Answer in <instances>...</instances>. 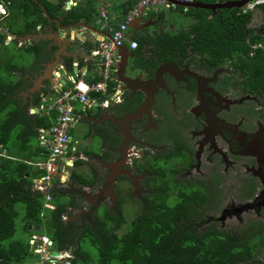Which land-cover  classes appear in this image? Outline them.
Wrapping results in <instances>:
<instances>
[{
  "label": "trees",
  "instance_id": "1",
  "mask_svg": "<svg viewBox=\"0 0 264 264\" xmlns=\"http://www.w3.org/2000/svg\"><path fill=\"white\" fill-rule=\"evenodd\" d=\"M194 1L213 3L228 0ZM124 4L127 5L122 13L134 1ZM43 5L50 17L59 16V5L46 1ZM8 8L9 16L4 23L12 34L22 35L36 25L45 26L48 23L42 9L31 0H10ZM255 8L264 18V2ZM174 9L192 18L187 29L159 33L142 29L135 32L139 45L133 50L132 61L145 63V55L150 62L178 61L191 55L189 60L207 61L211 68L228 62L242 74V88L260 99L264 98V34L247 30L252 10L243 7L217 8L215 11L187 7L184 10L179 5ZM65 12L60 14L63 23L79 20L92 23L98 18L94 0H85ZM122 13L116 18L121 19ZM164 14L163 10L151 11L150 18L155 20ZM116 18L111 22L115 24ZM3 44L4 35L0 33V48ZM46 44V40H41L21 46L25 52L35 55V61L30 66L19 65L10 57L5 60L0 52V264H16L32 257L34 253L28 240L33 234L50 237L58 250H70L74 255L71 264L87 260L88 252L81 247L84 238H88L97 249L98 264H242L251 261L263 245L264 230L252 240H242L237 232L199 226L198 191L188 184L174 189V180L161 183L156 176L146 178L154 192L149 194L147 203L142 205V210L124 231L121 226L126 219L119 202L115 208L107 210L105 207L101 214H96L101 207L97 206L90 215L92 222L81 226L63 218L71 217V209L80 206L76 200L80 195L74 197L70 193L72 191L60 189L56 193L51 189L49 203L53 207L44 205L45 194L33 187L32 180L44 173L36 163L47 157L38 142L39 128L50 127L54 114L30 113V108L40 103L41 95L39 92H22H27L31 85L26 74H33L29 72L32 69L39 73L43 68L39 61L53 58L51 50L54 46L47 50ZM63 62L70 68L72 58L64 57ZM87 80L92 81V78ZM67 83L71 85L70 81ZM41 90L44 95L47 94L49 84H44ZM261 104L264 105V101ZM110 153L105 150L101 156L111 159ZM82 162L80 158L74 161L69 180L76 185H91L95 171L89 177L78 171L76 167ZM150 164L155 166L156 161ZM137 169L142 170L140 165ZM17 219L22 222V229L27 234L25 240L14 238ZM28 225L31 227L28 228ZM35 225L40 227L36 229ZM251 264L264 262L255 257Z\"/></svg>",
  "mask_w": 264,
  "mask_h": 264
},
{
  "label": "flooded vegetation",
  "instance_id": "2",
  "mask_svg": "<svg viewBox=\"0 0 264 264\" xmlns=\"http://www.w3.org/2000/svg\"><path fill=\"white\" fill-rule=\"evenodd\" d=\"M31 1L36 3L42 12L45 9L44 1L59 5L62 14L74 7H65V0ZM9 3L10 0H0V5L5 7V14L0 16L2 34L4 28L9 31L4 23L5 18L9 16ZM31 5L33 6V3ZM254 8L253 6L252 9ZM150 14L151 12L142 20V24L150 21ZM52 18H57L58 22L53 19L45 26L36 25L22 35L9 31L8 43L15 41L17 46H22L25 43L37 42L33 39L24 41L22 37L28 33L40 32L52 35V32L58 31V24L61 26L70 23L62 22L60 11L59 16ZM155 24L156 22L149 26ZM149 26L143 29L149 33L161 32L155 28L149 29ZM247 30L255 33L250 27ZM41 40L47 41V50L54 46L51 50V57L54 58L62 42L57 39L38 41ZM67 49L68 53H77L76 58L79 59L78 53L82 52L81 49H75L72 43ZM145 56V63L136 64L132 61L133 58H129L125 67H122L121 80L118 79L122 94L120 102L109 104L107 107H95L94 111L88 110L81 115L80 124H84L83 128L89 129L90 132H99L103 140L107 136L111 159L105 160L123 159V168L130 171V175L126 173L116 176L113 186L115 198L121 194L116 188L118 179L121 178L129 181L130 193L136 190L146 194L145 203L149 194L154 192L146 179L148 176L158 177L161 183L174 180V189L188 184L198 191L196 204L199 206V226L239 234L242 232L239 229L216 227L217 222L214 219L218 220L216 211L226 208L229 200L246 202L247 207L242 209L253 207L255 210V207H264V105L255 102V95L242 88V74L235 70L231 63L224 62L211 68L207 61L189 60L191 55L181 57L178 61L167 59L152 62ZM64 57L66 56H61L60 61H63ZM53 58L39 63L44 68V64ZM43 68L39 73L32 69L34 76L30 81L41 75ZM46 82L44 84H47ZM234 89L239 95H233ZM81 151L79 145V152ZM152 161H156L155 166L150 164ZM199 162L202 164L199 175L193 173L190 178L181 177L183 172L193 170ZM138 165L142 170L137 169ZM99 171L104 179L101 180L98 175L91 185L82 184V190L77 189L78 185L75 184L74 187L73 183L67 181L69 186L66 190L71 187L68 190L72 191L70 193L75 191V195H81L83 200L92 205L91 212L106 198L109 199L110 207L116 206L109 197H103L108 186L105 181L109 169L101 167ZM137 175L141 177L136 181V186L131 176ZM94 187L99 188L91 197L88 194ZM82 208L80 205L69 209L72 213H77V210ZM68 218L74 221L72 216ZM261 261L264 262V259Z\"/></svg>",
  "mask_w": 264,
  "mask_h": 264
},
{
  "label": "built area",
  "instance_id": "3",
  "mask_svg": "<svg viewBox=\"0 0 264 264\" xmlns=\"http://www.w3.org/2000/svg\"><path fill=\"white\" fill-rule=\"evenodd\" d=\"M85 0H65V7L75 6ZM98 10L96 23L100 24L98 31L85 30L78 28L79 32L75 37L79 40L87 41L91 47L85 46L89 59L94 66L91 69L90 78L92 81L83 79L87 72L78 68L76 59L73 65L76 66V75L70 76V86L64 87L63 82L57 80V84L52 87L54 93L43 95L37 106L30 108L31 111L43 113L50 116L54 113V119L48 128L40 127L38 134L39 145L46 151L47 157L36 165L44 170V173L33 178V187L39 191L45 192L44 205L53 207L50 203V190L54 188L57 180L65 182L69 179L70 168L78 158L75 154V142L72 144L69 134L70 126L76 118V114L84 113L92 107H107L109 104H115L121 101L120 81L117 76L118 64L121 59L120 48L124 45L128 49L134 50L138 47V40L129 29L130 23L137 18L141 21L149 15L151 11H158V8L171 9L177 5L174 1L193 2L194 0H134V4L124 13L115 24L112 23V17L105 5V0H94ZM263 0H253L248 9L261 3ZM247 8V7H246ZM187 7H184L186 10ZM5 14V7L0 5V16ZM86 23V22H85ZM142 23V22H141ZM89 24V23H87ZM137 31V30H133ZM5 43H8L10 33L6 28L3 29ZM130 32L132 35L130 36ZM59 76V72H55ZM94 79V80H93ZM66 83V82H65ZM4 152V151H3ZM62 163V165H60ZM67 167L63 170V167ZM29 245L34 254L39 256V264H71L72 252L70 250H59L58 255H52L54 248L53 241L46 235L33 234L29 240ZM71 252V253H70Z\"/></svg>",
  "mask_w": 264,
  "mask_h": 264
},
{
  "label": "rangeland",
  "instance_id": "4",
  "mask_svg": "<svg viewBox=\"0 0 264 264\" xmlns=\"http://www.w3.org/2000/svg\"><path fill=\"white\" fill-rule=\"evenodd\" d=\"M107 2L108 1L105 2V5L107 4ZM110 2H113V0H111ZM252 2H253V0L249 1V3H247L243 7L248 8V6H250L252 4ZM82 3L83 2H80V4H82ZM106 6L109 7L108 5H106ZM175 10L176 9H174V8L163 9L165 14L162 17H157L154 20L156 22L155 26H153V27L149 26L148 28L149 29L155 28V30L162 31V32H165V31L172 32V31H177L180 29H187L189 24L192 22V18L187 17L183 14H180L178 11H175ZM252 10H253V14L251 17V21L249 23V27L251 29L255 30V32H259V33L264 34V18L262 17V14L257 8H254ZM60 14H61V12H60ZM115 20L119 21L120 18L118 17ZM148 20H150L149 22H151V18H149ZM152 21H153V19H152ZM18 26H20V24H18ZM93 26L96 28H99L100 24L97 23L96 25H93ZM150 31H152V30H150ZM78 32H79L78 27H75V33H78ZM68 34H69V32L67 31V34H65V36H67ZM85 40L86 39L79 40V39L75 38L72 42V46L75 49H80V46H83V47L88 46V42ZM4 44L5 45L2 46V48H0V52L2 53V56H4L5 60L10 57V59H12L13 62H15L19 65L23 64L25 66L26 65L30 66L31 64L34 63L35 55L33 53H30V52H25V50H23L21 48V46H17L15 44V41H12L9 43H4ZM128 59H129V57H128ZM36 67H38V63L36 65ZM32 71H29V72H32ZM33 76H34L33 74H28V76L26 74V77H28L29 80H30V77H33ZM233 92H235L233 95H239V94H236L237 93L236 89H234ZM262 101H264V99H260L259 97L255 96V102L262 103ZM89 111H94V107L89 109ZM76 127H78V130H82L84 127V124H82V123L76 124ZM76 127L71 129L70 134H72L74 136V138L76 137L78 139V141H79L78 145H80L81 149H83L85 146H89V148L93 152H97L99 150V148H102L101 144L103 143V139H100L99 137H97V135H92V134H90L92 141L90 142L89 145L88 144L85 145L87 140L82 138L81 132L78 133L76 131ZM106 138H107V136H105V139H104L105 143H107ZM89 164L94 165L91 160H88L84 163L83 166L80 167V170L88 172L89 171V167H88ZM203 164H204V161H203ZM60 165H62V163ZM203 168H204V166H203ZM66 169H67V167L64 166L63 170H66ZM201 171H202V164L199 162L193 170L188 171L186 173L183 172L181 174V177L190 178L193 173L194 174L198 173V175H199V172H201ZM67 181L64 182L63 184H56V186L53 190L56 193L60 192L61 191L60 189H64L63 191L67 192L71 188V187H69L66 190V187L69 186V183H67ZM118 181H119V184L116 185V188L118 189L119 193L121 192V194L117 195V197L114 199V204H116L117 202H119L121 204V207H122L123 213L125 215V219H126L125 223L121 226V228L124 231L130 225L129 223L133 219V217L142 210V205L145 204L144 198H145L146 194L144 192L143 193L142 192H140V193L136 192V190H133V192L130 193L129 192L130 191L129 181L125 180V178L118 179ZM73 185L75 187L74 183H73ZM78 187L79 188H77V189L82 190V186L78 185ZM97 188H99V187L91 188L90 193L88 195L91 197L94 196V191ZM73 194H74V197L77 195V194L75 195V191ZM50 196H51V194H50ZM76 200H77V202H79V204L81 206H83V208H82L83 210L82 209L77 210V212L78 211H81V212L79 213L78 216H76L74 221L76 220L75 222H78L80 226L82 225V223L84 225V223L92 222V219L90 216L92 213L91 212L92 205L91 204L89 205L85 200H83L79 196H78V198L76 197ZM99 205L101 207H99L96 210V214H101L102 212H100V211L105 209V207L107 208V210L110 209L108 198L100 201ZM245 207H247L246 202L241 203L240 201L229 200L226 208H223V209H220L219 211H216V214H217L216 217L218 216V220L214 219V221L217 222L216 223L217 225H215V226L218 228L221 227V228H225L228 230H234V229L241 230L242 232L239 233V237L242 240H252V239L258 237L260 234L259 235H257V234L260 231L264 230V207H258L260 209H257V207H255V210L252 209L253 207L242 209ZM234 209H235V211H234ZM75 212L76 211L73 212L72 216H75ZM207 219H208V216H207L206 220ZM20 222L21 221L19 219H17L18 225H17L16 232L14 234V238H16V239L20 238V239L25 240V238H27V234L22 229V225H21L22 222L21 223ZM245 235H248V237H246ZM262 240H263V245L258 249L257 254L255 256L257 259H260V260L264 259V235L262 237ZM81 245H82L81 246L82 249L88 252V256H87L86 261L79 260V261H77V263L78 264H98L97 263V249L89 243V239L84 238ZM72 256H73V254H72ZM255 257L253 258L254 260H255ZM38 259H39V256L37 254H34L32 257L27 258L24 261H22L20 263H16V264H39V262L37 261ZM253 259L251 261L244 262L242 264H251Z\"/></svg>",
  "mask_w": 264,
  "mask_h": 264
},
{
  "label": "water",
  "instance_id": "5",
  "mask_svg": "<svg viewBox=\"0 0 264 264\" xmlns=\"http://www.w3.org/2000/svg\"><path fill=\"white\" fill-rule=\"evenodd\" d=\"M50 1H55V0H50ZM249 1L251 0H231V1H223V2H213V3H205V2H200V1H193V2H185V1H174L173 3L179 6H183V7H194V8H203V9H209L211 11H215L217 8H227V9H231L234 7L237 8H242L244 5H246ZM112 8V5H111ZM44 9V8H43ZM158 11L163 10V8H158ZM157 12V11H156ZM44 16L47 17L48 19V23H50L53 19V21H56V23L58 22L57 18H52L49 16L48 12L44 9L43 12ZM150 18V17H149ZM141 18H137L133 23H130L129 25V29L130 31L133 33L134 29L135 30H142L143 28H146L149 25H154L155 21H151L145 24L141 23ZM93 25H95V22L92 21V23H85L83 21H75V22H71L65 25H57V32H52L53 34H46L45 32H40V34H32V33H28L25 34V36H19L22 37V39L24 41L26 40H31L33 39L34 41H38L39 39H57L58 42H62L61 45L58 47L54 58L45 63L44 64V68L43 71L41 73V75L39 76H35L33 79V84L27 89V92H22L23 94H32L34 92H39L41 93V87L43 85L44 81H48L51 82V87H53V79H54V72L57 71L60 73V77L61 80H63V77L65 75V72L63 70V61L61 60V56H66V57H70L72 58V61H75L76 55L77 53H68L69 51H67L69 48V46L71 45V43L73 42L75 37V27L78 28H84L85 30H90V31H94L97 30L98 28L94 27ZM69 30L70 32V36H65V33L67 34V31ZM130 32V36L132 35V33ZM80 39V38H79ZM81 49V48H80ZM120 53H121V59L120 62L118 64V69H117V76L118 79L121 80V70L122 67L124 68L126 65V61H128V57L130 59H132L133 57V50L128 49L127 45H124L120 48ZM82 50V49H81ZM79 55V59H89L90 56L87 55L86 53H84L83 51H79L78 53ZM102 108V107H101ZM116 122H118L117 120H115ZM125 147H127L125 145ZM99 160V159H98ZM125 161L123 159L118 160V161H112V162H107V161H103L100 159V166L106 169H109V174L107 175V180L106 182L108 183L107 188L105 189V193L103 195V197H109L111 199V202H114L115 199V195L113 193V186H114V180L116 178L117 175H124V174H128L130 175V171L126 170L123 168ZM141 177V175H137V176H131V178L134 180V182L136 183V181ZM137 186V183H136ZM138 190V187H137ZM97 198V197H96ZM79 213H75V216L72 217V219H75L76 216H78ZM31 225H28V228H30ZM36 229H38L40 226L39 225H35L34 226ZM51 254L52 255H58V251L55 249L51 250Z\"/></svg>",
  "mask_w": 264,
  "mask_h": 264
},
{
  "label": "crops",
  "instance_id": "6",
  "mask_svg": "<svg viewBox=\"0 0 264 264\" xmlns=\"http://www.w3.org/2000/svg\"><path fill=\"white\" fill-rule=\"evenodd\" d=\"M106 1H108L107 2V4L106 5H108L109 7H107L108 8V11H109V13H110V15H111V17L112 18H114V17H116V16H118L119 14L117 13V12H119L120 13V11L121 10H123V8L125 7V5H127V4H124L125 2H127V1H134V0H113V2H110L109 0H106ZM112 3V4H111ZM111 5H112V8H111ZM96 20V19H95ZM94 21V20H93ZM97 23L95 22V25H96ZM66 34V33H65ZM69 34H70V32H69ZM80 48L82 49V51L84 52V53H86L87 52V50H85V48L83 47V46H80ZM87 54V53H86ZM74 62V61H73ZM73 62H72V65H71V67L70 68H68L66 65H64V62H63V70H64V72H65V75H64V77H63V80H64V82L61 80V79H59V77H57V78H54L53 80V85H55V84H57V80H60L61 82H63V86L64 87H67L68 86V83H67V79H69V77L70 76H75L76 75V66H74L73 65ZM84 67H87V72H86V74H84V76L82 77L83 79H86L87 80V78L89 79V77L90 76H92L91 75V69L94 67L93 65H92V62L91 61H78V68L80 69H84ZM57 79V80H56ZM66 82V83H65ZM49 88L51 89L52 87H51V84H49ZM49 93H51V94H53L54 93V89L52 90H50L49 92H48V94ZM49 95H47L46 97H48ZM42 97V96H41ZM116 104V103H115ZM97 107H100V106H97ZM95 108V107H94ZM91 109V108H90ZM89 110V109H88ZM87 110V111H88ZM35 113H38V112H35ZM52 114H54V113H52ZM55 115V114H54ZM82 113H79V114H76V118H78V119H76L75 118V121H74V123H72V125L70 126V129H69V134L71 133L70 131H71V129H73L74 127H76V124H79L80 123V121L82 120ZM76 131L78 132V133H80L81 132V136H82V138H84V139H86L87 140V142L85 143V145L86 144H90V142L92 141L91 140V136H90V134H92V135H97V137H99L100 139L102 138V136L100 135V133L99 132H90V130L89 129H85V128H83L82 130H78V127H76ZM70 136H71V140H72V144H73V142L74 141H76L75 142V146H76V149H75V154L76 155H78V158H80L81 160H83L84 162H82L81 164H79V166L78 167H76V169L78 170V171H80V172H82V173H85V174H87L88 175V177L91 175V173H92V171H95V177L96 176H100V179L101 180H103L104 178H102L103 176L101 175V172L99 171V169L101 168V166L99 165L100 164V159L101 160H103V161H106L105 160V158L104 157H102L101 155H102V152L103 151H105V150H108V148H107V146H108V144H110L109 142H107V143H105V141L103 140V143L101 144L102 145V148H99V150L97 151V152H93L90 148H89V146H85L83 149H82V151H81V153L79 152V145H78V143H79V141H78V139L75 137L74 138V136L72 135V134H70ZM103 139V138H102ZM109 151V150H108ZM87 158V159H86ZM99 159V160H98ZM88 160H91L92 162H93V164L94 165H91V164H89L88 165V167H89V171L88 172H85V171H82V170H80V167L81 166H83L84 165V163L86 162V161H88ZM107 162H112V161H107ZM103 168V167H102ZM58 181V183L57 184H63V182H61V181H59V180H57ZM106 182V181H105ZM114 184V183H113ZM86 186H89V185H86ZM82 198V197H81ZM96 201V200H95ZM94 202V201H93Z\"/></svg>",
  "mask_w": 264,
  "mask_h": 264
},
{
  "label": "clouds",
  "instance_id": "7",
  "mask_svg": "<svg viewBox=\"0 0 264 264\" xmlns=\"http://www.w3.org/2000/svg\"><path fill=\"white\" fill-rule=\"evenodd\" d=\"M262 2H264V0H263ZM262 2H261V3H262ZM248 3H249V2H248ZM258 4H259V3H258ZM258 4H256V5H258ZM256 5H254V7H255ZM243 8H246V7H243ZM250 10H252V9H250ZM55 72H56V71H55ZM55 72H54V76H53V77H54V78L59 77V79H61V77H60V73H59V76H58V75L55 74ZM30 78H31V77H30ZM56 80H57V79H56ZM31 81H33V79H31ZM67 81H68V79H67ZM44 82H46V81H44ZM44 82H43V83H44ZM31 85H32V84H31ZM31 85H30V86H31ZM30 86H29V87H30ZM43 86H44V84L42 85L41 89L43 88ZM29 87H28V88H29ZM49 87H50V86H49ZM51 89H52V88H51ZM51 89H50V90H51ZM48 92H49V91H48ZM48 92H47V93H48ZM41 93H42V90H41ZM39 94H40V93H39ZM42 94H43V93H42ZM42 94H40V95L42 96ZM43 95H44V94H43ZM45 95H47V94H45ZM262 99H264V98H262ZM31 108H33V107H31ZM29 111H30V113H35L34 111H31V110H29ZM73 167H74V166H73ZM73 167H72V168H73ZM68 180H69V179H68ZM66 181H67V180H66ZM66 181H65V182H66ZM69 181H70V180H69ZM57 183H58V181H57ZM57 183H56V184H57ZM63 183H64V182H63ZM56 184H55V186H56ZM55 186H54V188H55ZM79 186H82V185H79ZM54 188H52V189H54ZM41 192H43V191H41ZM43 193L45 194V192H43ZM80 196H81V195H80ZM72 217H73V216H72ZM63 218H64V219H65V218L67 219L68 217H67V216H63ZM53 249H55V250H57V251L59 252V250L56 249L55 247H54Z\"/></svg>",
  "mask_w": 264,
  "mask_h": 264
}]
</instances>
